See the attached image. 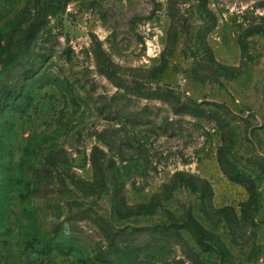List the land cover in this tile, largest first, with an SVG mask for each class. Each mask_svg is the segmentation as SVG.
Returning a JSON list of instances; mask_svg holds the SVG:
<instances>
[{"label":"rangeland","instance_id":"1","mask_svg":"<svg viewBox=\"0 0 264 264\" xmlns=\"http://www.w3.org/2000/svg\"><path fill=\"white\" fill-rule=\"evenodd\" d=\"M4 84L33 98L0 116V264H264V0H0ZM187 211L213 249L164 230Z\"/></svg>","mask_w":264,"mask_h":264},{"label":"trees","instance_id":"2","mask_svg":"<svg viewBox=\"0 0 264 264\" xmlns=\"http://www.w3.org/2000/svg\"><path fill=\"white\" fill-rule=\"evenodd\" d=\"M170 7L172 0H167ZM204 2L206 0H203ZM170 18L172 19L173 23V13H170ZM36 22H34L25 32L24 37L25 38H32L34 34L38 33L39 27L35 25ZM214 25L207 27L204 30V35L202 38V42L207 45L208 52L210 54V58L215 61L214 54L207 44L206 35L212 30ZM170 32L168 34V38L171 39V30H172V24L169 28ZM102 72L104 75L108 78L109 81H111L114 85L117 87L123 89L128 94H133L136 96H141L149 99H157L167 102L174 114L180 115H189L191 117L195 118H205L209 120H215L218 124V126L224 128L226 126V123L224 119H220V116L218 113L213 111H208L205 107L201 105V103L196 101L191 102H181L177 96H175L174 92L172 90H161V89H149L147 86L138 84V83H130L128 82V79L124 77L118 67L112 62H108V64H104L102 67ZM33 77L27 76V79H31L30 84H36L39 83L41 78L37 77V79H32ZM24 84V83H23ZM4 95L0 98V116L4 110L8 106H11V108L16 109L17 111H21L23 109L22 105L24 102L31 101L33 98L32 93L29 89L24 90L23 88H19L16 85H9L4 84L3 85ZM18 108V109H17ZM123 118L131 121L132 123H141L143 122L144 115H133L130 112H128L124 108H120L117 111ZM222 140L225 141V136L223 135ZM227 151L228 149L225 146V143H222V145L218 148V154H217V160L220 166L224 167L228 163L227 158ZM93 160V159H92ZM92 165L94 168V173L96 174V167L97 163L93 160ZM232 180L239 181L240 179L236 177H232ZM206 183V181H204ZM204 183V184H205ZM207 192H209V197H211L212 189L207 184ZM186 230L192 238L195 240L196 244L201 247L205 251H209L211 248L213 249L214 245L216 244V239L211 236V234L203 227V225L195 219V217L192 215L190 211H187L185 215L181 219H177V221L171 223L169 226H165L164 230L167 231H174L178 233L180 230ZM64 246V245H62ZM107 261L108 259H102Z\"/></svg>","mask_w":264,"mask_h":264}]
</instances>
